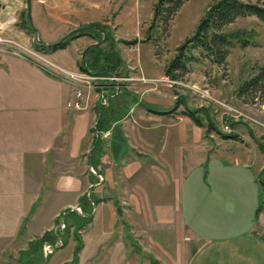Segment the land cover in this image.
Here are the masks:
<instances>
[{"label": "crops", "instance_id": "0c3cea01", "mask_svg": "<svg viewBox=\"0 0 264 264\" xmlns=\"http://www.w3.org/2000/svg\"><path fill=\"white\" fill-rule=\"evenodd\" d=\"M21 5V0H0V21L2 10L16 12ZM47 15L66 31L94 22ZM83 36L72 38L74 52L63 53L70 42L42 51V63L0 49V244H11L24 233L41 234L55 224L59 211L83 203L85 210L78 209L89 221L81 234L95 231L101 220L105 233H113L116 219H126L135 234L163 252L167 264H264L259 166L253 168L250 158L240 161L245 155L237 150L233 160L218 149L215 153L203 127L177 112L184 107L167 110L176 101L164 83L163 68L150 71L137 54L127 57L132 64L121 54L124 80L100 82L106 88L100 96L84 86L83 107L68 106L79 85L70 74L81 71L80 45L96 41ZM143 101L162 107H147ZM104 130L109 134L104 136ZM226 165L245 174L250 204L258 211L230 210V203L237 204L232 194L243 191V183L216 176ZM200 194V218L234 220L232 228L219 229L210 241L184 220L196 217ZM214 203L227 207L215 214ZM167 219L173 222L167 225ZM123 241L114 246L118 252L112 264H129ZM89 246L86 242L82 256Z\"/></svg>", "mask_w": 264, "mask_h": 264}, {"label": "rangeland", "instance_id": "374dc122", "mask_svg": "<svg viewBox=\"0 0 264 264\" xmlns=\"http://www.w3.org/2000/svg\"><path fill=\"white\" fill-rule=\"evenodd\" d=\"M156 1L28 0L30 29L26 26L27 19L22 15V11L27 5V0H21L22 5L16 12L11 9H1L3 14L0 21V49L16 50L19 53L31 55L39 63H42V51L36 49V41L43 44H51L66 36L67 33L74 32V30L66 31L60 23L52 20L47 15V11H49L50 16L63 17L67 22L74 21L75 18H80V16L88 20H94V22L87 23L103 31L96 32V37L82 34L87 36H83V38H100L94 42H101V40L103 42L104 38L111 35V38L117 41L116 44L122 48L121 53L119 51L120 56L122 54L126 58H131L134 54H137L141 57L140 61L145 68H149L153 72L161 71L163 68L164 72L165 63L171 59L176 47L188 36L192 35L207 5L213 0H185L166 28L157 25L148 32L152 20L153 5ZM258 1L264 3V0ZM1 2L4 3L5 0H1ZM83 25L78 24L76 27L78 29L75 32L80 31V27ZM228 28H245L249 30L252 34L249 44L246 46L237 44L232 47L225 61L221 64L213 63L202 56L201 59L191 62L189 70L182 74L179 79L172 80L164 74L166 76L164 83L168 84V90L173 94V98L176 101V105L169 106L167 110L184 106L196 110L204 122L203 130L207 134V141H209L215 153H218V149L222 155L227 156V160H233L230 156L234 157L238 155V152H241L245 156L244 158L240 156V161H244L245 158L255 161L253 168L259 166L260 180L258 179L257 181L262 187L260 197L261 203L264 205V150L262 149L264 148V102H261L260 99H253L251 96H240L236 91L243 79L254 74L258 65L264 64V22L255 15L241 16L228 24ZM90 29L94 32L93 28ZM147 34L150 35L151 40H144L147 38ZM136 38L138 44H126L122 41V39L131 40ZM71 41L72 39L69 41L68 49L63 51V53L74 52L76 43ZM89 45L91 44L80 45L77 62L81 59L84 60L82 53L87 49L86 46ZM122 61L123 65L121 67L126 66L123 59ZM127 61L132 64L134 60L127 58ZM122 72L124 71L122 70L116 75L92 74L79 71L85 78L79 82L78 88L82 90L83 96L88 94L87 90H91V95L100 96L102 91H106V88L102 87L100 82L107 80L116 81L108 79L107 76L110 75L119 77L117 82H121L125 78L122 76ZM100 76L106 78H101ZM84 86L87 88L85 91H83ZM128 99L131 101L129 104L132 105L134 97L131 95ZM143 105L157 107L150 105L147 101H143ZM157 105V108L162 107L161 104L157 103ZM82 107L83 105L81 104ZM209 121L212 122L215 129L207 128L206 124ZM233 133H236L238 138L234 140L233 138L228 139V136L224 135L230 136ZM221 161L224 162V158ZM216 172V176L218 174V177H223L226 181L234 180L243 183V191L237 189L232 194L235 196L234 201L237 204L232 207L230 203L232 208L230 210H235L241 214L258 211V206L252 208L250 204L251 190L245 186L246 177L244 173L229 165L217 169ZM247 184L249 187V183ZM197 190L201 192V187L198 186ZM78 206L80 207V205ZM213 206L215 214L219 211L223 212L227 207H219L217 203H214ZM79 207H67L64 211H59L55 224L49 229V235L45 233L46 230L31 237L24 233L11 244H0L3 247L0 250V264H112L113 261H116L118 252L114 246L122 239L125 245L123 254L129 264L169 263L158 247L150 246L146 237L137 235L132 231V224L126 219L124 221L127 226L123 225L121 218L116 219L113 233H105L102 220L95 225V231L92 233L88 231L87 234H81L82 232H80L83 228L84 219L77 222V225H81L79 229L75 226H68L67 223L73 217L70 216V211L80 213ZM195 209L198 210V212H195L197 213L196 217L184 220L186 225L191 228L203 231V239L210 241V239L214 238V235L218 234L219 229L232 228L234 221L232 219L224 222L218 218H200L199 214L202 212L201 194L198 202H195ZM165 222L170 225L173 220L167 219ZM120 230H122V235L119 234ZM75 231H78L77 235L82 240L78 253L75 251L77 241L73 237V232ZM85 235H87L86 238ZM86 242L90 246L82 256L83 246H85ZM48 244L53 249L49 253H45L43 248ZM35 245L39 246L37 250L33 249Z\"/></svg>", "mask_w": 264, "mask_h": 264}, {"label": "trees", "instance_id": "16d2710c", "mask_svg": "<svg viewBox=\"0 0 264 264\" xmlns=\"http://www.w3.org/2000/svg\"><path fill=\"white\" fill-rule=\"evenodd\" d=\"M184 1L185 0H157L153 5L152 20L148 32L157 25H161L163 28H166L173 15ZM22 15L27 19L26 26L31 29L29 14L26 7L23 9ZM248 15H255L264 22V3H261L258 0L211 1L207 5L203 15L200 17L192 35L188 36L176 47L175 53L171 59L165 63L164 74L172 80L179 79L182 74L189 70V64L193 61L201 59L202 56L208 58L213 63H223L232 47L237 44L240 46H246L249 44L252 36L249 30L245 28H228V24L233 22L237 17ZM90 28H93L94 32H92ZM75 31L76 30L54 42V44L50 47L38 41L35 42V47L40 51H51L64 48L69 44V41L72 38L82 34H88L96 37V32L99 33V31L103 30H99L96 26L93 27L90 26V24H87L83 25L82 28H80V31ZM96 39L99 40L100 38ZM151 39L150 35L147 34V38L144 40ZM122 41L126 44H135L138 42L137 38L131 40L122 39ZM116 43L117 41L109 35L107 38H104L102 43L98 42L89 45L85 50L84 62L82 59L79 60L80 70L92 74L102 73L117 75L120 73L119 69L123 65V61ZM236 91L240 96H251L253 99H260L261 102H264V64L258 65L257 71L254 74L243 79V81L238 85ZM174 111H176V108L172 110V112ZM177 112L187 115L197 125L202 127L205 126L202 118L198 115L196 110L184 106V108L178 110ZM206 126L208 129L214 128V125L210 121L206 124ZM224 135L229 136L226 134ZM205 136H207V134H205ZM231 137L236 139L238 138V135L233 133ZM262 149L264 150V148ZM81 208L85 210L83 203H81ZM117 212H121L120 206L117 207ZM70 216L73 217L67 225L73 227L75 226L77 229L81 227V225H77L79 220L84 219V222L82 223L83 227L89 221V215L82 216L76 211H70ZM122 222L123 225L125 224V226H127L124 219H122ZM77 232L78 231L73 232V237L75 241H77L75 244L76 253H78L82 243V240L79 235H77ZM45 233L49 235V230H46ZM38 247L39 246L35 245L33 249L37 250Z\"/></svg>", "mask_w": 264, "mask_h": 264}, {"label": "built area", "instance_id": "2783aa9c", "mask_svg": "<svg viewBox=\"0 0 264 264\" xmlns=\"http://www.w3.org/2000/svg\"><path fill=\"white\" fill-rule=\"evenodd\" d=\"M70 76L75 80V81H82L83 78H85L83 76V74L79 73V74H70ZM101 78L103 76H100ZM103 78H106V77H103ZM108 79H113V80H118L119 77H116V76H113V75H110V76H107ZM83 99V94H82V90L80 88H77L75 90V95L70 98L68 101H67V105L70 106V107H74V108H81V101ZM225 128H227V126H225ZM102 134L104 136H106L107 134H109V131L108 130H104L102 131ZM53 247L48 244V245H45V247L43 248V252L45 253H49L50 251H52Z\"/></svg>", "mask_w": 264, "mask_h": 264}, {"label": "water", "instance_id": "95a60500", "mask_svg": "<svg viewBox=\"0 0 264 264\" xmlns=\"http://www.w3.org/2000/svg\"><path fill=\"white\" fill-rule=\"evenodd\" d=\"M26 8H27V12H28V14H29V8H28V0H27V5H26ZM70 33V32H69ZM69 33H67V35L69 34ZM101 42H102V40H101ZM101 42H99V43H101ZM94 43H98V42H94ZM46 46H52L54 43H51V44H46V43H44ZM86 48H88V46H86ZM85 48V49H86ZM85 51V50H84ZM84 51H83V53H82V58H83V55H84ZM84 61V60H83ZM230 136H232V135H230Z\"/></svg>", "mask_w": 264, "mask_h": 264}]
</instances>
